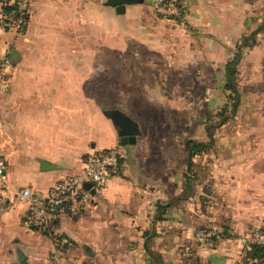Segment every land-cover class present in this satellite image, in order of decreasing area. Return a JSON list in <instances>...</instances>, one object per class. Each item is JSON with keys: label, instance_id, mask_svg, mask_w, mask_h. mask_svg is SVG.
I'll return each mask as SVG.
<instances>
[{"label": "crops", "instance_id": "obj_1", "mask_svg": "<svg viewBox=\"0 0 264 264\" xmlns=\"http://www.w3.org/2000/svg\"><path fill=\"white\" fill-rule=\"evenodd\" d=\"M176 1L179 18L158 16L153 0L122 12L105 0H30L21 29L0 1V60L12 61L0 86L2 264H20L18 251L28 264H238L239 237L264 220V103L215 127L191 165L186 141H208L226 63L263 24L264 0ZM254 37L237 64L263 83L250 106L264 100V25ZM116 145L119 167L78 216L62 212L47 232L26 223L22 187L45 195ZM204 226L220 232L212 243L194 235Z\"/></svg>", "mask_w": 264, "mask_h": 264}, {"label": "built area", "instance_id": "obj_2", "mask_svg": "<svg viewBox=\"0 0 264 264\" xmlns=\"http://www.w3.org/2000/svg\"><path fill=\"white\" fill-rule=\"evenodd\" d=\"M17 4V9L12 11L5 20L7 25L16 29H21L28 13L30 0H11ZM153 7L158 16L163 18H175L181 15V8L176 0H153ZM12 61L8 56L0 60V86L6 85V80ZM121 150L119 146L94 149L84 165V167L71 175H67L52 185L45 195L33 191L29 186L22 187L17 193V198L25 201L24 217L26 223L38 230H48L64 212L72 217L78 216L91 197L96 193H101L106 185L110 174L115 171L120 164ZM6 166L0 160V184L6 182ZM90 183L89 187H84L83 183ZM93 189L94 193L90 190ZM0 202L3 206L8 205L6 196L0 194ZM195 237L212 243L211 237H218L219 231L215 228L204 229L198 227L195 230ZM245 245L248 243H264V220L244 235L239 237ZM0 264H2L0 262Z\"/></svg>", "mask_w": 264, "mask_h": 264}, {"label": "trees", "instance_id": "obj_3", "mask_svg": "<svg viewBox=\"0 0 264 264\" xmlns=\"http://www.w3.org/2000/svg\"><path fill=\"white\" fill-rule=\"evenodd\" d=\"M1 1V9L4 16L10 15V13L17 9V4L11 0H0ZM178 6H181L178 1H176ZM181 8V7H180ZM5 17V20L7 19ZM27 18V16H26ZM179 18V17H176ZM264 24L258 25L253 31H251L248 35L244 34L240 37V42L237 44L236 51L234 52L232 58L227 61L225 69H226V82L225 87L229 88L233 94L237 91L236 85L233 83L235 78V74L237 71V64L241 58L243 48L250 45L254 42V36L257 31L263 27ZM237 107V101H235L231 106V112L234 113ZM113 117V116H112ZM224 121L220 122L223 123ZM219 123V124H220ZM208 142L195 141L193 139H187L186 141V149H187V158L188 163L192 164V158L195 154L199 153L202 150H206L209 145L213 143V133L211 129H207ZM43 232H47L46 230H41ZM215 239L214 237H211ZM250 262V264H264V243H248L245 245V253L243 255V262Z\"/></svg>", "mask_w": 264, "mask_h": 264}, {"label": "rangeland", "instance_id": "obj_4", "mask_svg": "<svg viewBox=\"0 0 264 264\" xmlns=\"http://www.w3.org/2000/svg\"><path fill=\"white\" fill-rule=\"evenodd\" d=\"M261 6H262V4H261ZM263 24H264V22H263ZM233 83L236 85L237 91L234 92V94H233V92L229 88H226L224 85V87H223V94H224L223 106L217 112H213V113L208 114V117L205 119L206 124H207V128L211 129L212 132H214L215 127H217L219 125V123L222 121L232 122V121L246 120L248 113L253 112V110H255L257 108L256 106L261 107L262 104L264 103L263 99L256 98L257 96H255L253 99H250V100H254V102L251 103L252 106L247 104V101H248L247 92H248V90L249 89L250 90H252V89L259 90L262 87L263 83H261V82L257 83V82H254L253 80H251L250 76L247 75L246 68L236 71ZM197 91L198 90L196 89V92ZM235 101H237L236 112L232 113L231 112V106ZM244 103H245V107L241 108L242 105H244ZM246 106H248V109L246 108ZM208 148L209 147H207V150H208ZM203 228L209 229V228H214V227L204 226ZM194 235H195V233H194ZM217 238L218 237H215V239H217ZM244 253H245V250L243 251V254H242L238 264H250V262H248V261L246 263L243 262Z\"/></svg>", "mask_w": 264, "mask_h": 264}, {"label": "water", "instance_id": "obj_5", "mask_svg": "<svg viewBox=\"0 0 264 264\" xmlns=\"http://www.w3.org/2000/svg\"><path fill=\"white\" fill-rule=\"evenodd\" d=\"M137 1H141V0H105V4L115 6L118 12H122L124 10V6L126 3H132V2H137ZM127 139L128 137L126 135L120 136L121 143H124ZM83 185L84 187H89L90 183L84 182ZM90 192L94 193V190L91 189ZM18 260L20 264H28L24 253H22L21 251H18Z\"/></svg>", "mask_w": 264, "mask_h": 264}]
</instances>
